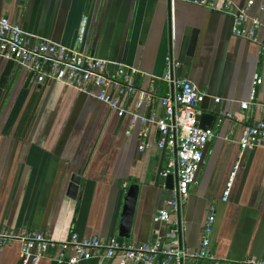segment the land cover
I'll use <instances>...</instances> for the list:
<instances>
[{"label":"crops","instance_id":"1","mask_svg":"<svg viewBox=\"0 0 264 264\" xmlns=\"http://www.w3.org/2000/svg\"><path fill=\"white\" fill-rule=\"evenodd\" d=\"M232 1L238 7L246 3ZM250 15L261 23L254 41L233 35L231 17L176 0H0V17L25 32L137 69L140 90H147L149 76L165 75L170 57L179 63L173 74L205 94L197 108L199 124L202 115L213 116L209 129L215 136L196 185L179 205V221L177 214L172 220L179 224L181 247L193 253L214 208L210 240L216 264L264 260V146L241 151L238 144L245 126L264 123V0L255 1ZM6 64L0 58V79ZM255 76L261 79L256 104L242 111L239 104L248 100ZM6 85L0 101V228L47 233L60 241L73 233L123 245L165 241L172 225L153 218L174 199L176 156L157 148L155 127L148 126V144L140 151L143 125L132 124L130 115L118 117L109 106L61 84L32 83L15 65ZM155 86L158 96L173 95L164 82ZM120 105L137 116H164L160 104H141L134 95L120 98ZM220 112L233 118L218 119ZM172 161L169 177H161ZM130 186L138 187L137 203L128 237L122 238ZM19 251L18 244L0 247V264H20Z\"/></svg>","mask_w":264,"mask_h":264},{"label":"built area","instance_id":"2","mask_svg":"<svg viewBox=\"0 0 264 264\" xmlns=\"http://www.w3.org/2000/svg\"><path fill=\"white\" fill-rule=\"evenodd\" d=\"M204 8L211 12L232 18V33L235 37L254 41L261 29L258 18L250 15L256 0H246L244 7H238L232 0H176ZM87 20L81 21L77 42L84 39ZM264 51V43L260 45ZM0 58L11 61L19 69L27 72L30 81L35 84H61L77 92L95 98L109 106L118 117L130 115L132 124L142 123L139 133L142 151L148 144V126L158 132L157 148L167 149L176 156L177 185L174 199L167 207L153 218L154 223L170 224L171 229L165 234V241H153L141 245H123L116 239L98 237L81 239L75 233L64 240H55L47 233L36 231H13L0 228V247L8 244L19 245L20 264H38L49 260L54 264H80L93 259L118 260L119 264H195L205 262L216 264L211 251L210 234L214 224V208L209 209V216L204 225V233L197 251L184 250L179 242V227L172 215L177 214L179 205L189 196L190 189L196 185L203 155L207 144L215 136L212 130L199 127L198 106L204 101L201 93L186 77L173 74L179 68L172 58H166L169 68L161 78L150 77L147 90L135 86L134 78L140 72L125 64L102 60L56 44L46 38L25 32L18 24L11 23L6 17H0ZM161 81L173 89V95L160 97L156 94L155 82ZM261 79L255 76L247 101L240 102L242 111H247L256 104L257 88ZM134 95L139 103L150 105L157 102L164 108V116H137L120 105V98ZM219 103V99H215ZM231 114L220 112L218 119H232ZM240 150L264 146V123L244 127L238 142ZM173 161L168 164L161 177L167 178L173 170ZM224 192L226 201L232 185V178ZM226 264H264L262 259H248Z\"/></svg>","mask_w":264,"mask_h":264},{"label":"water","instance_id":"3","mask_svg":"<svg viewBox=\"0 0 264 264\" xmlns=\"http://www.w3.org/2000/svg\"><path fill=\"white\" fill-rule=\"evenodd\" d=\"M14 67V63L11 61H8L5 67V70L1 76L0 79V101L2 98V93L6 88L7 81L9 79V76L12 72V69ZM213 116L210 115H202L199 127L203 130H209L211 123L213 122ZM168 181L171 180V177L167 179ZM137 195H138V187L137 186H130L127 194L124 199V208H123V214H122V222L120 226V237L127 238L129 234V230L132 225L133 215L137 203ZM179 209L177 211V218L179 221Z\"/></svg>","mask_w":264,"mask_h":264}]
</instances>
